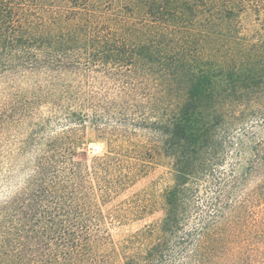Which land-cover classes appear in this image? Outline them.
<instances>
[{"label": "trees", "instance_id": "trees-1", "mask_svg": "<svg viewBox=\"0 0 264 264\" xmlns=\"http://www.w3.org/2000/svg\"><path fill=\"white\" fill-rule=\"evenodd\" d=\"M98 72L112 92L82 86ZM9 74L33 84L0 169V264H264V0H0ZM87 123L108 149L91 164ZM155 156L164 179L104 210Z\"/></svg>", "mask_w": 264, "mask_h": 264}, {"label": "rangeland", "instance_id": "rangeland-1", "mask_svg": "<svg viewBox=\"0 0 264 264\" xmlns=\"http://www.w3.org/2000/svg\"><path fill=\"white\" fill-rule=\"evenodd\" d=\"M103 72H98L93 75H89L82 81V86L88 90H94L100 94H105L107 91L112 92L114 87L113 83L110 82ZM43 77V76H42ZM42 77L35 76V80H41ZM66 81L76 85L75 76H65ZM31 79L17 78L16 75L9 74L0 80V169L7 170L10 164L7 162L5 157L14 156L16 154V140L23 135L22 128L16 127V118L12 120V107L16 106V97L20 96L17 94L19 90L29 92L30 86L32 85ZM39 84H44L43 79L39 81ZM44 87H47L44 84ZM53 87V86H52ZM23 94L21 96H23ZM6 116H11L9 119ZM92 124H86V132L82 135L80 143L74 148L75 160L83 164H91V161L96 158L103 156L107 152V144L102 140L96 139V136L92 130ZM138 142L143 143L146 147L157 143L156 137L147 132H139ZM171 162L161 156H155L153 160V168L150 173L138 181L135 185L128 188L126 191L115 197L111 203H109L104 210L115 209L118 205L129 201L134 195L143 191L145 188L151 186L154 182H158L163 176L170 172ZM164 178H162L163 180ZM162 183V182H160ZM12 189L5 190L3 192H11ZM3 194V193H2ZM0 194V198H2ZM6 194V193H5ZM161 214L156 213L152 216H146L141 220H131L124 223H115L110 227V233L115 243H119L121 240L141 230L145 225L157 221ZM109 264H122L121 259L113 256L110 259Z\"/></svg>", "mask_w": 264, "mask_h": 264}]
</instances>
